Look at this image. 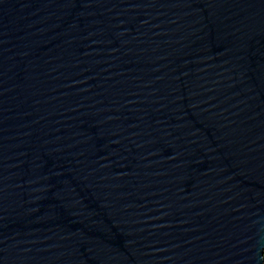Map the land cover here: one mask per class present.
Returning <instances> with one entry per match:
<instances>
[{"label":"water","instance_id":"95a60500","mask_svg":"<svg viewBox=\"0 0 264 264\" xmlns=\"http://www.w3.org/2000/svg\"><path fill=\"white\" fill-rule=\"evenodd\" d=\"M0 264H264V0H0Z\"/></svg>","mask_w":264,"mask_h":264}]
</instances>
